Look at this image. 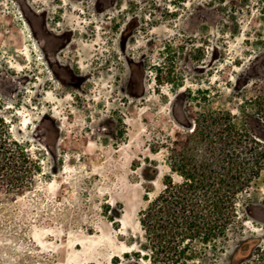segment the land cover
Returning a JSON list of instances; mask_svg holds the SVG:
<instances>
[{
  "label": "rangeland",
  "instance_id": "1",
  "mask_svg": "<svg viewBox=\"0 0 264 264\" xmlns=\"http://www.w3.org/2000/svg\"><path fill=\"white\" fill-rule=\"evenodd\" d=\"M0 128V264H172L141 215L221 137L232 221L180 263L264 264V0H0Z\"/></svg>",
  "mask_w": 264,
  "mask_h": 264
},
{
  "label": "trees",
  "instance_id": "2",
  "mask_svg": "<svg viewBox=\"0 0 264 264\" xmlns=\"http://www.w3.org/2000/svg\"><path fill=\"white\" fill-rule=\"evenodd\" d=\"M211 118L226 123L220 114ZM217 145V151L200 163H183L182 184L175 186L167 179L162 194L141 215L142 227L152 233L156 249L172 264H185L180 259L194 240L216 251L215 242L229 229L234 205V140L221 137ZM27 160L24 146L9 139L7 130L0 128V180L5 178L6 187L19 186ZM185 239L189 242L183 244Z\"/></svg>",
  "mask_w": 264,
  "mask_h": 264
}]
</instances>
